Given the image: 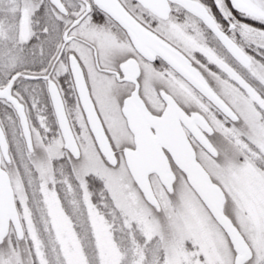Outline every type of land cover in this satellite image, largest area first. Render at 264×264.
<instances>
[{"label":"snow or ice","instance_id":"6c2138e0","mask_svg":"<svg viewBox=\"0 0 264 264\" xmlns=\"http://www.w3.org/2000/svg\"><path fill=\"white\" fill-rule=\"evenodd\" d=\"M0 264H264V0H0Z\"/></svg>","mask_w":264,"mask_h":264}]
</instances>
